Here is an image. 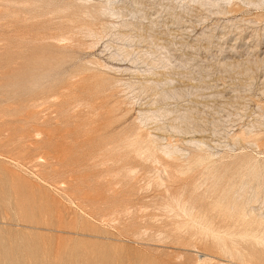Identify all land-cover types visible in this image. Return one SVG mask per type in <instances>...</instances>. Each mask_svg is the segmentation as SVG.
Returning <instances> with one entry per match:
<instances>
[{
  "label": "rangeland",
  "instance_id": "374dc122",
  "mask_svg": "<svg viewBox=\"0 0 264 264\" xmlns=\"http://www.w3.org/2000/svg\"><path fill=\"white\" fill-rule=\"evenodd\" d=\"M218 2L0 0V264H264V12Z\"/></svg>",
  "mask_w": 264,
  "mask_h": 264
},
{
  "label": "bare ground",
  "instance_id": "6f19581e",
  "mask_svg": "<svg viewBox=\"0 0 264 264\" xmlns=\"http://www.w3.org/2000/svg\"><path fill=\"white\" fill-rule=\"evenodd\" d=\"M102 1H103V0H102ZM118 1H120V0H104L103 5H101V4L99 5L98 12H99L100 16H102V17H108V18H111V19H112V18H114V19L117 18V19H118L117 6H116V3H117ZM218 1L221 3L220 5L225 6V9L219 8V7H220L219 2H218V4H214V5L212 6V7L217 8V9H216L217 12H216L215 14H218V15H219V14H220V15H221V14H222V15H224V14L227 15V14H230V13L236 12V11H238V10H241L242 8L247 9V10H249V9L256 10V11L260 12V15H262L263 12H264V0H218ZM80 2H81V1H80ZM82 4H83V3H82ZM212 4H213V3H212ZM261 11H262V12H261ZM108 26L111 27V29H114L115 27H116V29H117V28H122V29H123V28H133L134 25H133L132 23H128V22H122V23H120V24H119V23H118V24L113 23L112 26H110V25H108ZM108 26H107V27H108ZM109 27H108V28H109ZM135 27H136V26H135ZM135 27H134V29H135ZM117 30H118V29H117ZM119 30H120V29H119ZM101 31H102V30H101ZM87 33H88V32H87ZM106 33H107V32H106ZM93 40H94V39H93ZM65 42H66V41H65ZM123 55H124V54H123ZM111 58H112V57H111ZM113 58H114V57H113ZM111 60H112V59H111ZM263 61H264V60H263ZM261 63H262V62H261ZM136 71H137V70H136ZM146 73H147V72H146ZM124 74H125V73H124ZM135 74H136V73H135ZM138 74H139V73H138ZM148 74H149V72H148ZM150 74H151V73H150ZM156 74H157V73H156ZM248 74H249V73H248ZM140 75H141V74H140ZM153 75H155V74H153ZM151 76H152V75H151ZM139 77H140V76H139ZM151 82H152V81H151ZM156 82L159 83V80L156 81ZM156 82H155V83H156ZM145 83H146V82H145ZM152 83H154V82H152ZM165 83H166V82H165ZM147 84H150V82H149V83L147 82ZM147 84H146V85H147ZM160 84H161V86H162V82H161ZM148 86H149V85H148ZM153 86H154V85H152V86L150 87V89H151ZM127 87H128V86H127ZM127 87H126V88H127ZM144 87H145V86H144ZM146 87H147V86H146ZM155 87H156V86H155ZM158 87H159V86H158ZM142 88H143V87H142ZM156 88H157V87H156ZM154 89H155V88H154ZM152 90H153V89H152ZM154 92H155V91H154ZM161 94H162V93H161ZM161 94H160V95H161ZM133 104H134V103H133ZM149 112H150V111H149ZM155 112H158V111L156 110V111H154V113H155ZM160 112H162V111H160ZM160 112H159V113H160ZM167 112H168V111H167ZM142 113H144V112H142ZM162 113L164 114V111H163ZM140 114H141V113H140ZM151 114H152V112H151ZM151 114H150V115H151ZM156 114H157V113H156ZM160 114H161V113H160ZM163 114H162V115H163ZM169 114H170V113H169ZM142 115H143V114H142ZM157 115H159V114H157ZM157 115H156V117H157ZM143 116H144V117H147L146 114H144ZM160 116H161V115H160ZM160 116H159V117H160ZM163 116H164V115H163ZM159 117H158V118H159ZM152 118H153V120H155V117H153V115H152ZM152 118H151V119H152ZM161 118H163V117L161 116ZM146 119H147V118H145L144 120H146ZM140 120H142V119H140ZM140 120H138V123H139ZM153 120H146L147 123L145 122V124H146V125H149V124H150V121H151V122H154ZM156 120H157V118H156ZM156 120H155V125L157 124V123H156ZM148 121H149V124H148ZM158 122H159V121H158ZM140 123L143 124V122H141V121H140ZM140 123H139V124H140ZM159 124H160V123H159ZM146 125H145V126H146ZM151 125H152V124H151ZM141 126H142V125H141ZM141 126H140V127H141ZM143 126H144V125H143ZM147 127H148V126H147ZM142 129H146V128H143V127H142ZM150 129H151V128H150ZM157 129L159 130V128H157ZM139 130H140V129H139ZM145 131H146V130H145ZM150 131H151V130H149V132H150ZM153 131H154V130H153ZM155 131H156V130H155ZM149 132H148V133H149ZM159 132H161V130H159ZM141 133H142V131H141ZM151 133H152V131H151ZM244 133H245V132H244ZM244 133H243V134H244ZM144 134H145V133H144ZM144 134H143V136H144ZM160 134H161V133H160ZM241 134H242V133H241ZM243 134H242V137H243ZM140 135H141V134H140ZM138 136H139V135H138ZM151 136H152V135H151ZM153 136H154V135H153ZM238 136H241V135L239 134ZM244 136H245V134H244ZM236 137H237V136H235V138H234L232 141H236V140H238L239 137H237V139H236ZM134 138H135V137H134ZM142 138H143V137H142ZM142 138H141V139H142ZM147 138H148V137H147ZM147 138H146V140H147ZM157 138H158V137H157ZM157 138L151 137V139H152V143H151L150 141H149V143L152 144V146H153L154 149H157V151L159 150L158 153L161 151V152H162V156L164 155L163 157H165V156L168 157V160H169V159L172 160L173 157L176 158L177 156H178V157H181L182 159H184L183 157L185 156V154H184V156H183V153L181 152V150H179V149H177V148H175V147H174V148H173V147L170 148L171 146H170V147L167 146L168 144L165 145L164 147H162L163 144H162V145H160L161 143L159 144V142H160L161 140L159 141ZM161 139H162V138H161ZM239 139H242V138L240 137ZM244 139H246V138H244ZM244 139H243V141H244ZM127 140H128V139H127ZM130 140H132V139H130ZM133 140H134V139H133ZM139 140H140V139H139ZM148 140H149V139H148ZM164 140H165V138H164ZM162 141H163V140H162ZM120 142H121V140H120ZM128 142H129V141H128ZM141 142H142V141H141ZM207 142H208V141H207ZM207 142H206L205 140L203 141V139H202V140H187V141H185L184 145H185V146L188 145V147L190 146V147H192V148L194 147V149H195V150L197 149V151H199V152L204 151V150H206L205 152H207L208 150H210V149H208V146H207V145H209V144H207ZM123 143H124V142H123ZM123 143H122V144H123ZM126 143H127V142H126ZM146 143H147V142H146ZM162 143H163V142H162ZM117 144H118V143H117ZM117 144H116L115 146H117ZM136 144H137V143H136ZM142 144H143V146H144L145 149L149 148V147H145V145H147V144H145L144 142H142ZM144 144H145V145H144ZM210 144H211V143H210ZM119 145H120V144H118V147H119ZM123 145H124V144H123ZM176 145H177V144H176ZM112 146H113V145H112ZM128 146H129V144H128ZM138 146H139V145H138ZM173 146H174V145H173ZM113 147H114V146H113ZM124 147H127V146L124 145ZM133 147H135V146H133ZM136 147H137V146H136ZM115 148H116V147H115ZM129 148H131V147H129ZM140 148H141V147H140ZM150 148H151V147H150ZM150 148H149V149H150ZM153 148H152V149H153ZM118 149H119V148H118ZM122 149H123V148H122ZM122 149H121V150H122ZM124 149H125V148H124ZM134 149H135V148H134ZM134 149L132 148L131 150H134ZM138 149H139V148H138ZM142 149H143V148H142ZM142 149H141V151L144 150V149H143V150H142ZM149 149H148V151L151 152L152 150H151V149L149 150ZM154 149H153V152H154ZM119 150H120V149H119ZM134 151H135V150H134ZM108 152H109V151H108ZM131 152L133 153V151H131ZM136 152H137V150H136ZM146 152H147V151H146ZM153 152H151V154H152ZM161 152H160V153H161ZM208 152H209V153H208ZM208 152L205 153V156H204V157H199L198 160H196L197 163H201V164H202V163L207 162L209 166H210V165L213 166L212 164L215 163V162H214V159H215L214 157L216 156V154H215V152L213 153V151H212V152H211V151H208ZM113 153H114V151H113ZM125 153H126V152H125ZM132 153H131V154H132ZM156 153H157V152H156ZM184 153H185V152H184ZM121 154H122V152H121ZM133 154H134V153H133ZM186 154H187V153H186ZM129 155H130V153H129ZM129 155H127V156H129ZM138 156H139V155H137V157H138ZM144 156H145V155H144ZM147 156H148V155H147ZM147 156H146V157H147ZM150 156H151V155H150ZM154 156H155V157H157V156L159 157V154H158L157 156H156V154H155ZM154 156H153V159H152L153 161H155ZM160 156H161V155H160ZM182 156H183V157H182ZM129 157H130V156H129ZM129 157H128V158H129ZM131 157H132V156H131ZM133 157H134V156H133ZM133 157H132V158H133ZM141 157H142V156H141ZM166 157H165V159H167ZM169 157H172V158H169ZM178 157H177V158H178ZM132 158H131V159H132ZM139 158H140V157H139ZM144 158H145V157H144ZM148 158H149V157H148ZM181 158H179L178 160H176V159H174V160H176L175 162H177V161H181V160H180ZM145 159H147V158H145ZM163 159H164V158H163ZM129 160H130V158H129ZM148 160H150V159H148ZM152 160H151V161H152ZM156 160H157V159H156ZM174 160H173V161H174ZM142 161L144 162V160H142ZM158 162H159V161H158ZM149 163H150V162H149ZM154 163L157 164V165L159 164V163L153 162V164H154ZM160 163H161V162H160ZM151 164H152V163H151ZM153 164H152V166H153ZM155 164H154V165H155ZM193 164H194V163H193ZM201 164H199V166H200ZM204 165L206 166L207 164H204ZM208 165H207V166H208ZM143 166H144V165H142V167H143ZM159 166H161V165L159 164ZM182 166H183V165H182ZM194 166H196V165H194ZM194 166H193V167H194ZM202 166H203V165H201V167H202ZM154 167H155V166H154ZM193 167H192V168H193ZM152 168H153V167H152ZM189 168H191V167H189ZM195 168H196V167H195ZM252 168H253V169H256V168H258V167H257V165H255V166H253ZM125 169H126V168H125ZM160 169H161V168H160ZM160 169H159V170H160ZM163 169H164V168H163ZM185 169H186V168H185ZM128 170H129V169H128ZM182 170H183V169H182ZM188 170H189V169H188ZM191 170H192V169H190V171H191ZM204 170H205V169H204ZM208 170H209V169H208ZM211 170H212V169H211ZM211 170H210V171H211ZM163 171H164V170H162V172H163ZM179 171H181V170H179ZM183 171H184V170H183ZM183 171H182V172H183ZM186 171H187V170H186ZM210 171H209V172H210ZM129 172H130V170H129ZM131 172H132V171H131ZM174 172H175V171H174ZM209 172H208V173H209ZM152 173H154V172H152ZM158 173H159V172H158ZM164 173H165V172H164ZM130 174H132V173H130ZM155 174H157V173H155ZM209 174H210V173H209ZM116 175H117V174H116ZM179 175H180V174H179ZM154 176H155V175H154ZM160 176H161V175H160ZM203 176H204V175H203ZM207 176H209V175H207ZM207 176H206V177H207ZM151 177H152V176H151ZM161 177H162V176H161ZM152 178L155 180L156 177H155V178L152 177ZM156 180L158 181V179H156ZM159 181L161 182L162 180L159 179ZM147 184H148V183H147ZM161 184H162V183H161ZM157 186H158V185H157ZM163 186H164V183H163ZM163 186H162V187H163ZM214 186H215V185H214ZM159 187H160V186H158V188H159ZM160 188H161V187H160ZM146 189H147V188H146ZM161 191H162V190H161ZM166 192H167V191H166ZM222 192H223V191H222ZM163 194H164V193H163ZM181 196H182V194H181ZM164 197H165V196H164ZM170 197H171V196H170ZM170 197L168 198L169 201H170V199L172 198V197H171V198H170ZM177 198H178V197H177ZM163 199H164V198H163ZM227 199H228V192H227V195L224 196L223 198H218V199L216 200V202L214 203V205H215L216 207H219V208H221V207L223 206V207L225 208V210H229V211L234 210V205L231 204V206H229V205L227 204V202H226ZM176 200H177V199H176ZM178 200H179V199H178ZM178 200H177V201H178ZM182 200H183V198H182ZM171 201H172V200H171ZM177 201H176V202L173 201V202L177 203ZM237 201H238V200H237ZM170 203H171V202H170ZM170 203H169V204H170ZM175 203H174V204H175ZM179 204H181V201H180ZM184 204H186V203H184ZM171 205H172V204H171ZM177 205H178V204H177ZM227 205H228L229 207H227ZM243 205H244V204H243ZM174 206H175V205H174ZM183 206H184V205H183ZM215 206H214V207H215ZM170 207H171V206H170ZM172 207H173V206H172ZM172 207H171V208H172ZM178 207H179V206H178ZM178 207H177V208H178ZM184 207H185V206H184ZM166 208H167V207H166ZM173 208H174V207H173ZM173 208H172V209H173ZM180 208H182V204H181ZM172 209H170V210H172ZM178 210H180V209H178ZM182 210H183V208H182ZM173 211H175V210H173ZM176 211H177V210H176ZM187 211H188V208H187ZM187 211H186V209H185V212H187ZM191 211H192V210H191ZM191 211L188 212V213H190V215H191ZM193 211H194V210H193ZM193 211H192V212H193ZM237 211H238V210H237ZM239 211L241 212V214H239V216H238L239 218H240V215H241V218H242V217H243V218H244V217L247 218V217H248L247 215H249L250 218H251V215H252V216H255L257 219H260V218H261V217H260L259 215H257V214H256V215H253V214H252V213L255 214L254 210H252V211L250 212L251 214H247L246 209H245L244 207H241V208H239ZM183 212H184V210H183ZM183 212H181V210H180V211L178 212V214H179V213H180V214H181V213L183 214ZM185 212H184L183 215H184L185 217H190V215H187V216H186V215H185ZM226 212H227V211H226ZM240 212H239V213H240ZM232 213H233V212H232ZM129 214H130V213H129ZM171 214H172V213H171ZM178 216H179V215H178ZM241 218H240V220H241ZM188 220H189V219H188ZM198 220H199V219H198ZM201 220H202V219H201ZM248 220H249V218H248ZM254 220H255V219H254ZM262 220H263V219H261V223H262ZM244 221H245V218H244ZM199 222H200V221H199ZM192 223H193V222H192ZM210 223H211V222H210ZM210 223H208V225H207V224H206V225L210 227V226H211ZM251 223H252V221H251ZM251 223H250V225H251ZM261 223L258 222V223H256V224H258V226H259V224H261ZM188 224H189V223H188ZM253 224H254V225H253ZM262 224H263V223H262ZM250 225H248V226H250ZM253 226H255V223H252V227H253ZM256 226H257V225H256ZM258 226H257V227H258ZM261 226H262V225H261ZM261 226H259L258 229L261 228ZM209 227H208V228H209ZM208 228H207V229H208ZM210 228L213 229L212 226H211ZM210 228H209V229H210ZM262 228H263V227H262ZM203 229H205V228H203ZM210 230H211V229H210ZM216 230H217V229H216ZM259 230H260V229H259ZM259 230H258V231H259ZM185 231H186V230H185ZM205 231H206V229H205ZM207 231H208V230H207ZM217 231H218V230H217ZM245 231H246V230H245ZM253 231H254V230H253ZM261 231H262V230H260L259 232H256V231H255L254 233H251V234H248V233H242L241 235H238V236H237L238 239H237V237H235V235H233V234H228L229 232H228V233H224V234H222V235H221V234H215V233H214V235H212V233H210L212 236H214L215 239H214L213 237H211V235H210V237L213 238L214 241H215V240L217 241V242H216V241H215V242H216V244H217L218 249L220 248V245L222 244L221 247L225 250L224 252L227 251L228 254H230V252H229L227 249H225L226 247L223 246L224 243H225V240H226V241L228 240L227 242H230V244H231L233 247H235V246H236V241H235L236 239H237V240L240 239L239 241H242V243L245 242V240L247 241V239H249V241L251 240V241H253V243H255L256 245H258L259 247L262 246V248H263V247H264V234H262V233H263L264 231H262V232H261ZM210 232H213V231H210ZM215 232H216V231H215ZM221 232H224V231H221ZM221 232H220V233H221ZM226 232H227V230H226ZM260 232H261V234H260ZM261 235H262V236H261ZM208 236H209V235H208ZM212 242H213V241H212ZM218 243H219L220 245H219ZM246 243H247V242H246ZM213 244H214V243H213ZM218 245H219V246H218ZM256 245H255V246H256ZM232 249H233V248H232ZM232 249H231V250H232ZM219 250H220V249H219ZM233 250H234V249H233ZM220 251H221V250H220ZM261 251H262V250H261ZM227 252H226V253H227ZM234 252H235V251H234ZM263 253H264V252H263ZM222 254H223V253H222ZM231 254H232V253H231ZM231 254H230V255H231ZM245 254H246V253H245ZM230 255H229V256H230ZM232 255H233V254H232ZM232 255H231V256H232ZM236 255L242 256V255H241L239 252H237V251H236ZM224 256H227V254H226V255L224 254ZM239 256H238V257H239ZM201 257H202V255H201ZM204 257H205V256H204ZM227 257H228V256H227ZM236 257H237V256H236ZM247 258H248V257H247ZM201 259H202V258H201ZM204 259H205V258H203V260H204ZM233 259H234V258H233ZM242 259H243V258H242ZM206 260H207V258H206ZM209 260H210V259H209ZM243 261H244V259H243ZM241 262H242V261H241ZM244 262H245V261H244ZM247 263H248V262H247ZM244 264H245V263H244Z\"/></svg>",
  "mask_w": 264,
  "mask_h": 264
}]
</instances>
